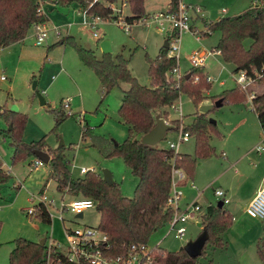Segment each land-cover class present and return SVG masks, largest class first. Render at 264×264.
<instances>
[{"label": "rangeland", "instance_id": "1", "mask_svg": "<svg viewBox=\"0 0 264 264\" xmlns=\"http://www.w3.org/2000/svg\"><path fill=\"white\" fill-rule=\"evenodd\" d=\"M196 1L202 7L205 20L239 13L251 2ZM166 2L167 0H145L146 10L151 14L159 9L164 10ZM120 5V0L113 3L115 7ZM43 7L47 15L45 23L49 30L42 43H35V27L32 25L24 38L0 47V75L6 77L0 79V105L5 104L12 110L26 113L27 120L22 133L24 141L29 142L42 136H45L50 146H57L62 141L66 155L71 161L70 169L73 175L80 174V166L93 168L101 173L106 169L111 172L114 180L120 182L122 193L132 196L138 177L130 171L122 157L105 156L90 144L88 137L81 138V124L85 123L91 134L101 135L113 143H120L126 137L127 125L120 120L118 107L123 89H126L128 84L120 82L103 95L96 74L80 61L76 51L68 45L54 43L67 34H73L83 45L96 49L99 54L97 39H110L113 51L131 53L129 67L132 73L141 83L149 85L145 54L151 57L157 54L165 40L166 31L159 29L155 22H134L129 30H125L113 18H103L97 24L98 36H94L89 26L81 23L82 14L77 10L79 4L73 2L69 6H61L52 0H43ZM222 8L227 11L220 12ZM122 10L124 15L130 13L126 5H123ZM69 22H72L73 30L67 33L66 25ZM54 27L60 29V35L55 34ZM218 35V31L203 35L198 42L194 34L183 32L179 47L181 69L188 65L186 55L193 47L211 49L209 47L215 46ZM248 41L249 39L246 43ZM205 64L211 80L208 89L211 95L235 85L243 88V83L238 84L239 73L231 70L232 64L216 59L215 56H209ZM34 82L35 90L32 87ZM243 89L257 93L264 89V84L250 81ZM39 94L46 103H40ZM250 95L249 92L246 93L247 99L244 102L226 101L215 106L210 112V117L216 121L221 136L213 134L210 142L214 146V153L199 159L193 183L203 191L200 201L204 202L208 199L215 203L218 198L215 197L213 188L224 189L229 199L224 203V207L232 213L233 221L222 234L225 247H208L205 255H198L195 264H206L208 258H211L214 264H264L257 250V243H264V217H253L245 211L254 186L264 174V150L260 154L253 150L258 143L264 145V133L252 109ZM179 97L175 102L180 103L183 121L187 123L198 105L184 93ZM66 99H69V106L65 108L63 103ZM13 102L17 106L16 109L12 108ZM55 109L72 114L65 116L51 130L55 122ZM167 110L171 118H180L178 110L170 107H167ZM8 126L0 116V129ZM168 139L176 141L177 134L168 130L164 138L155 144L164 146ZM178 150L193 153L194 138L190 135L187 140L179 142ZM11 154L9 139L0 135V157L3 167L11 174L10 179L0 186V264H8V254L13 248L12 240L18 236L32 240L46 237L63 242L64 223L58 216L60 211L57 206L62 200L67 202L74 197L56 189L55 180L49 175V162L33 166L32 162L38 158L33 155L12 164ZM261 180L260 185L264 186V179ZM188 184L187 182L186 185ZM184 186H181L182 191ZM39 193H44L47 199L54 201V205L49 206L51 222L41 220L36 213H27V208L37 202V198L30 200L31 194ZM63 215L65 224L71 227L84 224L95 227L99 221V212L95 207L85 209L83 216L75 221L70 220L72 213L64 212ZM185 225L187 230L182 238L175 236L173 232L167 233L165 227L157 229L149 237V246L159 242L157 245L168 251L177 250L189 238L199 233L200 228L193 220Z\"/></svg>", "mask_w": 264, "mask_h": 264}, {"label": "trees", "instance_id": "2", "mask_svg": "<svg viewBox=\"0 0 264 264\" xmlns=\"http://www.w3.org/2000/svg\"><path fill=\"white\" fill-rule=\"evenodd\" d=\"M57 5L69 6L75 2L90 15L103 18H117V13L109 5L116 0H52ZM130 13L124 16L127 22L133 23L148 16L145 0H125ZM176 0H171L173 6ZM38 0H0V46H6L23 38L27 30L36 23L47 21L45 11L38 10ZM209 32H219L214 48L220 50L224 62L233 65V72L244 71L254 82L264 84V0L251 3L239 13L222 15L215 20L205 22ZM207 32V31H206ZM174 28L166 31L163 44L153 57L145 54L148 64L150 84L141 83L129 67L131 53L123 51L100 52L83 45L78 37L67 34L54 44H65L72 47L80 61L91 68L102 87V94H107L120 82H126L121 102L118 107L120 120L127 125V135L120 143H113L101 135L91 134L88 125L81 124V138L90 139V144L103 152L105 156L122 157L130 171L138 177L132 196L124 195L120 182L108 183L102 173L93 168L79 175H73L71 161L66 155L64 145L50 146L45 136L26 142L22 133L27 115L12 110L5 104L0 105V116L9 125L0 129V135L9 139L12 146L11 163L15 164L34 154V150H43L49 155V175L55 180V187L60 193H68L74 197H89L99 212L97 226L106 232L112 254L125 253L131 243H148L151 234L165 227L173 214V208L167 199L171 192L172 165L184 171L180 184L193 179L199 159L214 153L210 140L213 134L221 136L216 123L210 121V112L195 110L189 123L179 118H167L168 110L181 93L186 94L195 105L205 98L215 101L220 98L226 101L244 102L247 97L239 85L225 88L214 95H206L211 80L206 79L204 67H190L178 80L168 77V71L176 65L177 59L169 55V44L175 37ZM249 39L248 43L246 40ZM197 76V79L195 77ZM34 75H32V78ZM35 90V88H34ZM46 103V102H45ZM251 106L264 131V89L251 97ZM162 110V108H164ZM55 122L51 130L65 116L72 114L64 110H56ZM167 119L173 131L182 123L183 130L194 138V152L174 151L168 146L148 144L141 136L149 131L156 121V115ZM139 135V137H138ZM36 156V155H35ZM11 177L10 171L3 167L0 157V185ZM41 220L51 222L47 209L41 207L37 214ZM233 215L222 203L206 204L200 212L201 229H206L208 238L200 255H205L208 247H225L223 232L232 224ZM13 248L8 254V264H43L45 244L38 240L18 236L12 240ZM257 250L264 262V243H257ZM198 256H190L180 246L175 251H168L153 245L149 260L141 264H195ZM206 264H214L208 258Z\"/></svg>", "mask_w": 264, "mask_h": 264}, {"label": "built area", "instance_id": "3", "mask_svg": "<svg viewBox=\"0 0 264 264\" xmlns=\"http://www.w3.org/2000/svg\"><path fill=\"white\" fill-rule=\"evenodd\" d=\"M96 1V0H91ZM261 0H252L253 3H259ZM39 11H44L43 0H38ZM114 1L109 4L112 6L113 10L117 13V18L114 20L117 24L122 25L125 30H129L131 25L134 23L127 22L124 19V14L122 7L127 5L125 0H120L121 5L119 7L113 6ZM191 3L188 0H176L173 6L169 5L164 10H158L156 12L150 13L138 21L148 24L149 22H155L159 29L165 30L168 26L175 29L176 35L172 42L169 44V55H174L177 59V63L173 66L167 73L168 77H172L178 80L183 75L178 68L179 59V47L181 34L183 32L189 31L194 34L198 39L200 33L197 30H193L190 24V8ZM197 10L200 9L199 6H195ZM225 10V8H223ZM78 13L82 14L81 23L89 26L91 33L94 36H98L97 24L99 21L103 20L100 15H90L82 7L78 10ZM71 23L69 22L66 26L68 29ZM35 27L34 37L35 43H42L48 36L49 27L45 22L33 24ZM55 34L60 35L61 31L57 27H54ZM209 32L208 28H205ZM212 53H220L219 49H202L194 48L188 55V60L190 67H201L204 64L206 57ZM239 73L237 80L238 84L243 83L242 86L245 88V84L253 81L250 77L246 76L244 71L236 72ZM4 76L2 75V78ZM197 79V76L195 77ZM209 80L210 76L206 75ZM246 81V82H245ZM245 82V84H244ZM240 86V85H239ZM241 87V86H240ZM251 97L254 96L255 92L248 91ZM66 108L69 106V99H66L63 103ZM170 107L173 109L180 110V103H173ZM177 140H167V146L174 151H177L179 142L187 140L190 137L188 131L183 130L182 123H180L177 130ZM264 133V131H263ZM264 135V134H263ZM264 137V136H263ZM264 141V138H263ZM256 151L264 150V145L258 143L255 145ZM43 161L40 158H35L32 162L33 166L43 165ZM88 167L80 166L79 171L81 173L85 172ZM184 178V171L181 168H177L172 165V178H171V192L167 199L168 204L173 208V214L170 220L167 222L165 228H167V233L173 232L175 236L180 238L184 237L186 234V223L190 220H197L201 212V204L197 200H193L182 205L180 203L183 191L181 190L180 180ZM193 186V184H192ZM216 198L222 201V203L228 202V196L224 189L221 187H215L213 190ZM41 195V197H39ZM37 198V202L27 208L28 214L36 213L38 214V209L44 207L47 209L49 217L51 212L49 210L50 205H54L53 199H47L44 193H39V195L31 194L30 200L33 201ZM60 214L59 218L64 223V241H58L56 239H48L44 237L45 244V255L43 264H141L144 260H149L151 256V248L148 243H131L125 253H118L116 255L112 254L109 248L108 236L106 232L101 230L97 225L95 227L82 225V226H67L65 224L64 212L72 213L71 221L78 220L81 217H77L75 214L82 212L90 207H94V201L89 197H73L67 202L61 201L60 205L57 206ZM245 211L253 217H264V186H259L254 192L253 196L249 199Z\"/></svg>", "mask_w": 264, "mask_h": 264}, {"label": "crops", "instance_id": "4", "mask_svg": "<svg viewBox=\"0 0 264 264\" xmlns=\"http://www.w3.org/2000/svg\"><path fill=\"white\" fill-rule=\"evenodd\" d=\"M51 1V0H50ZM170 1L171 0H167V2H166V7L165 8H167L168 6H169V4H170ZM190 3H191V8H190V24H191V27H192V29L193 30H197L199 33H200V35H199V37H198V39L196 38V40L198 41V42H200V40H201V36H203V35H206V34H210V33H212V32H206V30H205V28H207V26H206V24H205V22H206V20L203 18V13H202V7H200L199 6V4H197V1L196 0H188ZM251 3H252V0H251V2H250V4H249V6L251 5ZM144 5H145V1H144ZM126 6H128V4L126 5ZM195 6H199L200 7V9L199 10H197L196 8H195ZM81 8V6L79 5V8L77 9V10H79ZM145 9H146V6H145ZM160 10V9H159ZM147 11V10H146ZM227 11V9H225V10H223V8L221 9V11L220 12H226ZM148 12V11H147ZM148 13H150V12H148ZM71 23V25L69 26V28L68 29H66V32L67 33H69V32H71L73 29H72V26H73V24H72V22H70ZM199 24H200V28H199ZM202 24H203V27H202ZM133 25V24H132ZM169 28H172L171 26H168L165 30H163V31H168V29ZM74 30L76 31V29L74 28ZM219 33V32H218ZM24 38V37H23ZM219 38V35L217 36V39ZM22 39V38H21ZM102 39H104V38H98L97 39V42H98V50L100 51V52H102L101 51V47H100V41L102 40ZM109 42H110V44H111V46H112V42L110 41V39H109ZM216 43V42H215ZM1 47V46H0ZM4 47V46H3ZM196 48H202V49H206V48H203V47H201V46H196ZM209 48H211V49H215L214 48V46L212 45L211 47H209ZM193 49H194V47H193ZM112 51H113V48H112ZM191 52V51H190ZM189 52V53H190ZM189 53H187V55H186V60H187V62H188V65L187 66H185L183 69H181V67H180V63H179V59H178V68H179V70L181 71V72H186V71H188L189 69H190V64H189V60H188V55H189ZM209 56H215L216 57V59L218 58L219 60H221L222 58H221V55H220V53H212V54H209L207 57H206V59H205V61H204V64H203V67H204V70H205V72H206V75L208 74V71H207V67H206V64H205V62H206V60H207V58L209 57ZM218 61V60H217ZM231 64V63H230ZM233 69V65H232V67H231V70ZM2 75L3 74H1L0 75V79H5L6 77L4 76L3 78H2ZM209 75V74H208ZM204 93L206 94V95H208V96H210L211 94L209 93V91L208 90H205L204 91ZM212 95H214V94H212ZM179 98L180 97H178V100H179ZM208 102H213V101H210V99L209 98H205L202 102H200L199 104H198V106H200V104H202V103H208ZM174 103H176V102H174ZM179 103V102H178ZM13 105H15L16 106V104L13 102L12 103V106ZM198 106H197V110H199L198 109ZM17 107V106H16ZM170 108H172V107H170ZM163 109H165V107L164 108H162V110ZM174 110H178V109H174ZM178 112H179V114H180V118L179 119H181L182 120V122L183 123H186V122H184L183 121V118H182V111H181V108H180V110H178ZM193 113V112H192ZM157 115H159V114H157ZM160 116V115H159ZM161 117V116H160ZM163 118V117H162ZM167 118L168 119H170L171 117H170V115H169V113L167 114ZM166 122H168V120L167 119H165V118H163ZM192 119H193V115H191V117H190V120L187 122V123H189V122H191L192 121ZM243 120H241V122H242ZM259 122V121H258ZM169 123V122H168ZM260 125V124H259ZM261 127V126H260ZM175 132V131H174ZM166 146H167V144H165ZM253 150H255V146H254V148H253ZM179 152H184V151H181V150H178ZM250 151H252V150H250ZM256 151V150H255ZM257 153H262V151H256ZM49 162V161H48ZM50 165V164H49ZM49 171H50V168H49ZM79 173L81 174V172L79 171ZM113 177V176H112ZM262 178H260V180H258V182H257V184L254 186V190H253V192H252V194H251V197L253 196V194H254V192L256 191V189L259 187V186H261L260 185V183H261V179H264V174L261 176ZM193 179H189V180H187L186 182H185V184H183V185H185L183 188H184V191H183V195H182V200H181V202H182V205H184L185 203H187V202H190V201H193V200H197L200 204H201V207L202 208H204L205 207V205L206 204H211V203H214L213 201H208V199H206L205 200V202L204 201H200V197H202V195H203V191L202 190H200V189H198L196 186H195V184L193 183ZM189 183L188 185H186V183ZM192 184H193V186H192ZM2 185V184H1ZM0 185V186H1ZM182 185V184H181ZM213 190H214V188H213ZM214 193V192H213ZM215 195V194H214ZM216 197V196H215ZM199 198V199H198ZM250 199V198H249ZM217 201H219V199H217L216 201H215V203H217ZM202 202H204V203H202ZM248 203V202H247ZM193 222H195L198 226H199V232L201 231V223H200V215H199V217L197 218V220H195V221H193ZM193 238V237H192ZM190 239V238H189ZM40 240V239H39ZM157 243H159V242H157ZM156 243V244H157Z\"/></svg>", "mask_w": 264, "mask_h": 264}, {"label": "water", "instance_id": "5", "mask_svg": "<svg viewBox=\"0 0 264 264\" xmlns=\"http://www.w3.org/2000/svg\"><path fill=\"white\" fill-rule=\"evenodd\" d=\"M163 46L167 47L168 42L165 39L163 42ZM100 47L102 52H110L112 51L111 44L108 39H102L100 41ZM36 85V82L33 83L32 87L34 88ZM39 100L41 104L45 103V99L43 98L42 95L39 94ZM222 104V101L220 98L216 99L213 102H208V103H202L199 106V111L201 112H208L212 107L214 106H219ZM13 109H16L17 107L15 105L12 106ZM210 121L213 123H216V121L210 117ZM172 124L166 122L162 117L159 115H156V121L153 127L144 133L141 136V140L145 143L148 144H155L159 140L163 139L165 136L166 131L172 129ZM60 144H63L62 141ZM34 154L40 158L43 162H48L49 161V155L43 151V150H34ZM102 176L105 181L108 183H111L114 179L112 177V174L110 171L104 169L102 172ZM217 204L219 206L222 205V201L219 200L217 201ZM77 217H82V212H78L75 214ZM208 238V233L206 229H201V231L193 238L188 239L184 245L183 248L187 252L188 255L190 256H198L201 253L202 247L205 244L206 240ZM40 243H44V238H41L38 240Z\"/></svg>", "mask_w": 264, "mask_h": 264}]
</instances>
